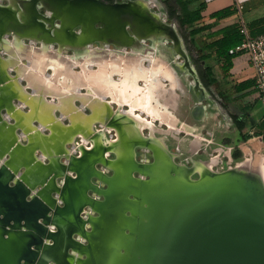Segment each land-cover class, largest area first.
Masks as SVG:
<instances>
[{
    "label": "bare ground",
    "instance_id": "obj_1",
    "mask_svg": "<svg viewBox=\"0 0 264 264\" xmlns=\"http://www.w3.org/2000/svg\"><path fill=\"white\" fill-rule=\"evenodd\" d=\"M10 1L11 3L9 6H3L0 4V13L11 17L17 23L23 22L22 25L26 27L25 33H20L17 30H14V32H16L20 37H25L26 34L29 33H35L37 39L39 38L38 40L41 41L45 46H49L51 43L59 44L58 52L66 50L68 47L71 48L70 46H82L85 44V42H89L87 45L95 42H101L102 45L109 43L118 47L129 46L127 44H120L117 42V39H114V36L116 37L118 34L116 32L119 30L122 32V36L126 40H131L134 35L141 37L142 31V33L146 35L141 38H152V33H155L157 36V39L155 40L159 42V40L164 36L163 33L165 31L163 29H167L169 37L174 38L177 43V47L178 44L180 45V42L183 45L181 38L179 37L174 26L168 25L163 19L160 18L159 14L150 10L151 6L147 3H141L139 1H127L116 4V8L118 9L107 10L105 7L98 4L96 0H77L74 2L71 0H42L41 3L48 8V18L44 17L45 21L51 23L49 15L53 16L52 13H55V24H57V21H60L61 24L59 23L57 27L59 28L60 26L62 28L58 29L56 27L55 30L57 31V39L59 42H44L40 40V38H42L46 33L49 35V31L45 30L42 23L41 26L38 24V21H36L39 19V16L37 15L34 8H32L33 13H28V10L25 11V6L20 4L19 1ZM20 6L22 9H24V11L21 10ZM20 14H22L21 18L19 17ZM147 14H149L151 17H149ZM33 15L35 18H32L34 17ZM153 20H156L161 28L156 27L155 21ZM98 23L100 24V27L96 28ZM128 25H131V27H128ZM67 28H71L73 31H75V33H83L78 36L74 32H67ZM77 28H80V30L77 31ZM170 30H172V32H169ZM9 32L10 31L8 28L0 30L1 44L4 38L3 36L5 34H9ZM48 39H50V36ZM33 47L34 45H32L29 49L30 52L33 50ZM1 48L2 47H0V53L6 51V49L4 50V48ZM34 51L37 52L35 47ZM45 53H47V51ZM42 60V57H39L40 64L42 63ZM6 62L8 63L6 68L0 64V68L6 75V79H4L3 83H1L0 88L2 89L3 87L5 88L7 86L12 90V88L9 86H11L12 82L16 81L8 74V71H17V67H15L17 64H13V61L10 62V60H6ZM87 63L88 62H86V64ZM59 65L60 71L64 70V72H69L70 70H73L64 64ZM53 69L56 71L58 69L57 65L53 66ZM21 70H23L22 66ZM193 70L196 74L194 68ZM31 71L33 74H37L36 70ZM83 76L85 78L84 73ZM194 77L197 81V85H200L197 74ZM19 80L21 79L19 78ZM35 80L36 78H34L31 83H35L36 85L38 82ZM79 80L81 79L79 78ZM70 82V80L68 82L65 81L64 77V88L68 89ZM73 82L79 84L81 81L78 82V80L73 79ZM134 82V80L129 82L128 80L123 81L124 86H122L118 91H114L116 96L123 97V95L128 92H138L139 88L136 87ZM88 88L91 90V103L102 99L105 104L103 108H105L109 113L107 122L102 124L103 130L101 133L97 135H91L89 131H83V129L88 126L86 125L87 123L83 117H80L79 110H76L74 101L79 99L85 103L86 100L84 102L82 95H77L79 92V89L77 88L76 91L69 92L70 95H67L68 97L65 99V101L63 99H59L60 103H64V108H66V110L62 112L66 115H71V124L67 127L62 126L60 120L55 118V116H52L56 121L52 122L53 120H45L44 122L47 123V127H50L53 135L50 136L49 139H47L46 136L43 137L41 143L36 142V146H41V149L43 146V148L46 150V154L43 155V160H46L47 158L49 161L48 164L59 168L62 172L61 175H54L56 181L54 188L50 189L48 194L39 196L38 190L40 188H37L38 185L36 182H39L41 179H43V174L42 169L40 168L42 160L38 158V155L35 156L34 159L36 163L33 165L32 169H34V167L36 168L33 170L34 174L31 175V180H22L18 191L12 192L11 189L3 188L0 184V236H3L6 239L9 238L5 237V233L9 232L7 228L3 226L5 223L11 224L12 227L16 228L27 227L30 231H18L25 233L20 234L21 241L18 242L17 239L15 240V242H17L15 243L16 249L28 254L31 251L32 246V251H34L37 248L39 249L41 245L45 243L51 249V251L52 249L59 248V250L56 251L52 257H48L50 264L55 262L52 260V258H55L57 261H59L58 264L120 263V256L118 253H120L122 247L125 244L126 247L128 246L127 242L129 243V241H127L125 238V231L127 226L133 224V221L131 220V222L130 218H128L126 214L131 206L125 199V196L133 190L131 182L136 184L139 182H146L145 178L141 180L136 179L134 172H140L144 177L148 174H152L154 179L153 181H161L165 179L166 176H171L172 173L176 171L181 175V178L187 182L192 180L191 175L193 172H198L201 179L203 180L219 172L213 168V162L195 160L194 165L191 167L178 164L176 162L177 155L168 148L166 139L163 136H158L157 133L160 130L158 129V126L155 125L154 120L144 117L140 112L137 111V108L133 103H131L129 107L124 108V102L120 101L119 99L117 100L119 107L115 109L112 107V101L105 95H99L90 87ZM199 91L202 92L201 90ZM32 97L34 96L28 95V98L31 101H34L35 98ZM36 100L37 101H34V103L37 104V106H35L33 109V116L29 120L30 125H32V120L37 119L40 114L45 115L47 113L46 109L48 103L45 101V98L42 100L37 98ZM3 106L0 103V125L4 124L7 131L6 133L9 135H14L18 143L23 146V143L20 141L21 137L7 124L6 119L9 120L8 117L6 118L2 115V108H4ZM53 106L56 105L52 104L50 108L53 109ZM7 107L5 106L4 109H7ZM40 107L42 108L40 109ZM93 107L94 110L100 109L96 106ZM14 108L17 109L18 107ZM201 111V109H198L197 113L199 114ZM49 114L52 115V110H49L48 115ZM93 116L95 117V115ZM21 117V121L26 119L25 115H22ZM74 120L75 122L83 121L78 126L79 132H77L75 130L76 128H74ZM87 121L91 123V120ZM29 124L28 122H25V125H22V127L25 129ZM34 127L36 126H33V128ZM36 129L39 130L38 128ZM107 131L116 133L115 139L107 140L105 138V133ZM145 131L148 132V135L145 134ZM26 133H24V137L29 136L28 133ZM78 134L79 137L83 138V143L79 144V148H77V155L76 153H73L71 156H69L70 151L66 147L68 144L73 143L72 141H69V138L73 137L76 139ZM8 139L9 136L7 134H3L2 137L0 136V140L3 143L8 142ZM89 139H92V144L89 143ZM1 141L0 145L2 144ZM35 141H37V139L33 138L30 141L31 143H29V146L32 147V143ZM63 146L65 148L63 155L57 154V150ZM137 146L149 149L152 151V153L154 152L157 158L156 163L152 165H147V163L146 165L138 163L135 159V148H137ZM110 153L116 155L115 160H111L108 157ZM64 158H67L70 162L76 165L74 169L76 170L77 175H68L67 168L70 162H66ZM11 159L12 155L10 154V150L6 154L4 160L0 159V177L3 176L7 170H10L12 179L16 178V172H14L12 168H9L8 166V163L11 161ZM249 163H251V160L231 166L226 170V174L230 173L243 178H253L256 180V182H258L260 187L264 189V160L261 161L257 167L252 166ZM99 164H103L105 166L104 168H108L109 170L113 169L114 176L112 175V177H109L106 174L107 172L100 170ZM95 165L98 166V170L95 169ZM24 166L27 170L26 172L24 171L22 173L29 178L27 171H30L31 166L27 162H24ZM62 175L67 179L66 181H63V184H60L59 178ZM93 176H100V178L103 179L101 182L103 185L106 184V181L109 182L110 190L107 191V187H100L101 185L99 186L93 180ZM33 182V186H30L29 183ZM90 189H94L98 194L104 192L107 195V201L98 198V194L92 195L89 192ZM55 192H58L59 195L56 196L54 194ZM28 197H31V199ZM61 197L63 200H65V204H60ZM87 206L93 208L94 210H100L102 212V216H95L92 211L88 210L89 207ZM2 214L4 217L1 216ZM12 220H14V224L11 223ZM22 220L26 221L25 225L21 224ZM88 226H93L94 230L91 231L88 229ZM79 231L81 232L79 233L81 236L83 234L85 238L90 240V244L88 246L87 243H83L80 239L75 237ZM47 234H49L50 237L48 239ZM45 238L47 239L46 242ZM51 238L54 240L52 241ZM71 247H73L72 253L69 251ZM91 250H93V254H91ZM83 253H87L89 257L85 259V257H82ZM37 256L38 253L35 251L34 256L29 254L28 259L31 264L37 262Z\"/></svg>",
    "mask_w": 264,
    "mask_h": 264
},
{
    "label": "water",
    "instance_id": "obj_2",
    "mask_svg": "<svg viewBox=\"0 0 264 264\" xmlns=\"http://www.w3.org/2000/svg\"><path fill=\"white\" fill-rule=\"evenodd\" d=\"M96 2L107 10L118 9L116 4H106L98 0ZM147 15L149 16V14ZM153 21H155L156 27L161 28L156 20ZM97 26L100 27V24L98 23ZM128 27H131V25H128ZM163 30L165 31L163 33L165 37L173 38L169 37L167 29ZM169 32H172V30ZM152 34V38L136 36L142 40L157 39L155 33ZM39 53L37 51V54ZM14 63H16V60H13ZM7 65L8 63L5 61L1 66L6 68ZM23 70H26V68L24 67ZM162 75L160 80L168 78L172 81V78L167 77L165 72ZM4 79H6V75L0 68V85ZM145 80L148 82V77ZM151 87L152 84L149 88ZM9 91L11 89L7 86L0 88V97L6 95L8 99L6 103L10 107L4 110L7 117L19 120L22 115H25L27 119H30L33 116V109L37 106L34 103L37 98L31 101L26 95L12 94V92L9 94ZM36 92L42 95L39 88ZM12 97L15 98V102L17 101L19 108L15 109L12 106ZM26 108H28V111H25ZM37 123L41 126L40 122ZM19 127L22 129V134L28 133L29 140L38 136L31 125L25 129L21 125ZM4 128V124H1L0 136L4 133ZM36 142L41 143L38 139ZM5 145H0L1 160L5 159L9 150L13 158L18 156L19 151L22 150L13 135H9V141ZM36 145L34 144L32 148L27 147L22 150L29 153L30 161L28 163H32V166L36 163L33 158ZM39 148L41 149V146ZM64 149L63 146L56 153L63 155ZM41 152V156L46 154L43 146ZM153 156V164H155L157 158L154 152ZM64 159L66 162H70L67 158ZM192 164L194 165V162ZM19 165L16 164L15 159L8 163L9 168H12L17 176L12 179L10 170H7L0 177V184L3 188L16 192L22 180H31V178L22 174L21 169L18 168ZM75 167L76 165L72 162L68 164V175H77ZM40 168L42 169L43 179L36 183L37 188H40L38 190L39 196H44L56 184L54 175H61L62 172L59 168L47 163H41ZM27 173L30 176V171ZM226 173V170L217 172V174L203 180L198 172H193L191 175L192 180L187 182L181 178L179 173L174 171L171 176H166L161 181H153L152 174H148L145 176L147 179L144 183L131 182L133 190L125 196V199L131 206L126 214L130 221H133V224L126 228L125 238L129 243L127 242L128 246L126 247L125 244L118 253L120 256L119 264H264V189L253 178H243ZM138 174L142 175L140 172ZM195 175H198L199 179L193 180ZM59 179L60 184H63V181H66L67 178L62 175ZM94 179L102 186L107 187V191L110 190L109 182L106 181V184L103 185L101 183L103 179L100 176H93ZM29 184L33 186L34 182ZM89 192L93 193L92 195L98 194L94 189H90ZM54 194L59 195L58 192ZM98 197L107 201V195L104 192L98 194ZM28 198L31 199V197ZM60 204H65L62 197L60 198ZM88 210L92 211L97 217L102 216L100 210H94L90 207ZM1 216L4 217L3 214ZM11 223L14 224V220ZM25 223L26 221L22 220L21 224L25 225ZM3 226L9 231L5 233V237L9 238L6 239L0 236V264H31L28 257L29 254L34 256V251L38 253V256L37 262L33 264H50L48 257H52L59 250L58 248L51 251L47 246L45 242L50 238L47 234L45 244L34 251H32V246L31 251L25 254L16 249L15 243L17 242L15 240L21 241L20 234L25 233L18 231L30 230L23 226V228L12 227L11 224L7 223ZM88 229L93 231L94 227L88 226ZM79 233L81 232H77L78 237L85 240L88 246L90 240ZM51 240L54 239L51 238ZM70 249L73 251V247ZM91 254H93V250H91ZM82 257L86 259L89 255L83 253ZM52 260L55 261L52 264H58L59 262L55 258H52Z\"/></svg>",
    "mask_w": 264,
    "mask_h": 264
},
{
    "label": "crops",
    "instance_id": "obj_3",
    "mask_svg": "<svg viewBox=\"0 0 264 264\" xmlns=\"http://www.w3.org/2000/svg\"><path fill=\"white\" fill-rule=\"evenodd\" d=\"M186 1H193L197 6H200V8L202 10L203 19L200 22V24L197 25V27L211 26V28H209V29L203 31L202 33L198 34L195 38H193V39L190 38V40H193V42L195 43L194 54L195 53L196 54L194 56L193 61L198 62V57H199V59H202L203 60L202 64L204 65V69L210 68L212 70V72L214 74L215 82H216L215 84L210 83V78H209V81H207L204 88L200 85L201 86L200 89L202 91L201 92L202 96L200 97V100H201V102H204L205 100L206 101L204 104H201V105L200 104H198L196 106L191 105V109L195 108V111H194L195 118L198 119L200 122H202V124L207 125L206 135L202 139L201 147L205 148L206 150L208 148H210V150L213 149V151L216 149H219V148L228 150L229 151L228 157H229L230 152L233 149V147L239 148V150H241L243 152L242 145L251 139V138L247 139L250 134H254V135L256 134V135H258L257 137L262 138L264 140V103L260 99L258 92L255 89V70L253 68L250 56L247 53L241 52L239 50V48L232 51V53L239 52V54L233 59V66L229 72V75L227 77H225L221 71L220 63L216 57H211L208 59L204 58V56L208 54V51H206V47L208 46V43L211 42V39H210L211 34L218 32L222 29H225L227 27H230L232 25H236L238 23L239 13H238L237 8H236L237 3H240L243 6V14L242 15H243V18H244L246 24L251 29V31L253 33H256V34L261 33L263 28H264V0H186ZM227 8L234 9L235 10L234 14H232L231 16H229L227 18L219 20V21H216L215 19L211 18L212 14H214L218 11L227 9ZM24 46L25 45L21 44V46L19 48L20 49L19 51H21L20 57L18 59L12 58V60H10V62H12L15 59L16 64H19V62H20L22 68L24 69V67H23L24 64L22 63L21 58H27L28 56L26 57V55H25V54H27V52L30 53L31 56H34V55L37 56V58H35V60L33 61V63H35V65H36V67L35 68L31 67V68L33 70H36V72H37V75H34L33 78H36L35 81L40 83L42 81L40 76H44L43 72H45L44 71L45 67H44L43 63L48 58L47 54L45 53L46 51L45 52L40 51V53H39L40 55H39V54H37V52L34 51V49L31 51L32 53L30 52V50H27V49H30L32 45H30V47L27 49ZM201 56H202V58H200ZM39 57H42V59H43V62L41 64L39 61ZM86 61L88 62L87 64H86ZM95 61H96L95 59L94 60H92V59L86 60L85 59V65L83 66L84 69L87 67L90 69V66H91L90 64L94 65L95 63H98ZM184 63H185V61L183 62V64ZM160 64H164V62L161 61ZM188 64L191 67V70H193V67H194L193 63L191 65L188 61ZM31 68H29V72H31L33 74V72L31 71ZM57 68H58V66H57ZM103 68H105V67H101L102 71H105L104 73H101V71L100 72L97 71V73L96 72L93 73L94 76L91 75L90 79H89V77H87L86 73L83 72L85 74V78L83 76V73H81V75H79V77H77L78 82L82 81V80H86L87 87H90L99 95H105L108 99H110L114 103L118 104V101H117L118 99L120 101L124 102V104L126 103L127 107L131 103H133L136 106L137 111H139L147 119H150L148 116H151L150 120H154V123L158 119L161 121L162 124L166 122V120L165 121L163 120V116L166 117L167 115H169V112L167 111L168 109L166 108L165 105H162V103L160 101L153 104L154 98H153V92L151 89H149L148 92L146 93L142 89L139 88L138 92H134V93L128 92V93L124 94L123 97L116 96L114 91H118L122 86H124V84H123V82L122 83L121 82L118 83L117 81L113 82L110 75H109L111 69L105 70ZM156 68H157L156 72L155 71L151 72L150 80H155L158 72H160V70H161L159 68V64ZM46 69L53 70L50 66V63H48ZM138 70H148V69L143 64H141L140 66L137 67L136 71H138ZM162 71H164L166 73L167 77L172 78V83L170 84L171 86L169 88L171 90H169V91H171V92L179 91L180 87H179V82H178L177 77H175L174 74L172 75V72L169 69L167 71V68H162ZM64 73H66V72H64ZM98 73H100V74H98ZM135 73L136 72H134V74ZM8 74L10 75L9 71H8ZM190 74L191 75L193 74L194 76L196 75L195 72L194 73L192 72ZM62 75L64 76V74H62ZM100 75H102V76H100ZM67 76L68 75H66L65 78ZM109 77H110V79L108 80ZM79 78L81 80H79ZM23 79H24V77H23ZM22 80H21V82H19L17 84V87L14 88L12 94H20L22 96L26 95L28 98L29 93L24 92V91L19 92V89L21 86L20 84L22 83ZM101 80H103V81H101ZM70 81L71 82H70L69 88L66 89L63 86L62 88H60V91L58 94V95L62 96V98L60 97V99H63L64 101L70 95L69 92H71V90H76L77 88L80 89V87L82 86V82L77 84L76 82L75 83L73 82V79H70ZM244 83H250L251 85L246 89L240 90V86ZM31 84L32 83L30 82V85ZM47 84L50 87L49 89H56L57 88V85L55 83H53L49 78H47ZM134 84L137 85V82H134ZM18 85H19V87H18ZM32 85L37 86V84L35 85V83ZM158 85L160 88L166 87L164 82H162L161 80L159 81ZM196 85H197V81L195 79V82H193L194 88L196 87ZM215 88H216V90H218V92L220 94H223L224 97L222 98L223 104L216 106V110L214 111V107H213L214 102L212 100V96H213V93L215 92ZM39 89L42 91L43 94L40 95L37 92L32 93L34 95V98L37 97V98H40L41 100L43 98H45V101H47L46 100L47 95L44 96L45 91H43L41 88H39ZM80 91H81V89H80ZM89 91H90V89L88 90V92ZM88 94H90V92ZM88 94H86V95L84 94V95L86 97H89ZM79 95H81V92H79ZM158 95H159V93H158ZM88 101H90V99ZM41 108L42 107H40V109ZM140 108H141V110H138ZM26 109H25V111H26ZM198 109L202 110L201 113H199V114L196 112ZM172 114L173 113H171V115ZM20 119H22V117ZM29 120L30 119H27V118L24 119L23 121L20 120V122H22V123H18V125L19 126L25 125V122H28V124H29ZM166 124L168 125V127H171L172 134L175 136H178V134L181 132V130L184 129L185 127L191 126L190 128H192L195 126V125H191L192 123L185 122V123H182V128H175L172 125V123L170 122V120H167ZM240 124H245V128L243 130L239 129L238 126ZM29 125H27L26 127H28ZM218 127H221L223 129L224 133H223V135L221 134V136H219ZM3 132H4L3 133L4 135L7 134L9 136V134L6 133L7 132L6 128H4ZM3 134L1 135V137L3 136ZM34 138L41 141L39 136L34 137ZM175 138L178 139L177 137H175ZM228 139H229V141H226ZM8 141H9V139H8ZM30 141L31 140H29V136L21 138V142H23V144H22L23 146H21V144H20L21 149L23 150V148H27V147L32 148L33 146L32 147L29 146L30 145L29 143H31ZM6 143L2 142V145H5ZM197 143L198 142H196V144ZM32 144L34 145L36 143L33 142ZM193 148L194 149H192V152L196 151L199 147L194 144ZM22 150L19 151L20 154L18 156L14 157V158L12 157V159L16 160V164H20L18 168H20L22 172H24V171L26 172L27 169H25L24 162L28 163L30 161L29 160V153L27 151H22ZM22 152H25V153H22ZM38 154L42 155V152H41V149L38 146H36V152H35L33 158L35 159V156H37ZM21 156L22 157L25 156V157L22 158ZM23 159H24V161H23ZM199 161L213 162V168L215 169V166L218 163V157H215L214 159H211V160H199ZM38 163H40V162H38ZM41 163H46V162L41 161ZM239 163H241V162H239ZM28 164H30V163H28ZM30 166H31V168H30V176H31L32 174H34V172H33L34 169H32V167H33L32 163L30 164ZM30 176H29V178H31ZM75 237L77 239H80L83 243H86L85 240H83L82 238H79L77 234ZM69 251L71 253L73 252L71 249H69Z\"/></svg>",
    "mask_w": 264,
    "mask_h": 264
},
{
    "label": "flooded vegetation",
    "instance_id": "obj_4",
    "mask_svg": "<svg viewBox=\"0 0 264 264\" xmlns=\"http://www.w3.org/2000/svg\"><path fill=\"white\" fill-rule=\"evenodd\" d=\"M17 1H19L20 4H23L26 7V8L24 7V9H25V11L28 10V13H33V9L32 8H34V10L36 11L37 15L39 16L38 17L39 19H37L36 21H38L39 25H41V23H42V25L44 26L45 30L49 31V35H48V33L44 34L43 37L40 38V40H42L44 42L45 41L46 42H53V41L59 42V40L57 39V31H55L57 25L59 24L58 21H57V24H55L56 14L52 13L53 16L49 15L51 23L45 21V18L46 17L48 18V8L42 5V3H41L42 0H17ZM36 1H38V3L35 4ZM71 1L74 2V1H77V0H71ZM98 1L104 2L106 4L107 3L108 4H118L119 3L118 0H98ZM126 1H134V0H125L124 2H126ZM30 2H32V3H30ZM10 3H11V1L8 0V4L7 5H3V6H9ZM34 4L37 5V6H35ZM39 5L42 6L46 10V14L45 15L39 14V8H38ZM24 9H22V7H21L22 11H24ZM0 15H1L0 16V22H1L0 23V30H3L4 28H8V30L10 31L9 34H5L3 36V37H5V39H7L10 36H13V34L17 35V33L14 32V30H17L20 33H25L26 27L24 25H22L23 22L17 23L14 19H12L11 17H9V16H7V15H5L3 13H0ZM19 17L21 18L22 14H20ZM169 17H170V15H169ZM32 18H35V16L32 17ZM36 18H37V16H36ZM42 20H44V21H42ZM53 21H54V23H53ZM96 28H98V26ZM58 29H62V28L59 26ZM66 31L70 32V33L71 32L75 33V31H73L71 28H67ZM77 31H79V29H77ZM81 33H83V32H81ZM81 33H75V34L79 36ZM116 33H118V34L116 35V37L114 36V39H117V42H119L120 44H127L130 47L129 46L118 47V46H115L114 44H109V43H106V45H102L101 42H95V43L87 45L89 42H87V43L85 42V44L82 45V46H78V47L70 46L72 49L68 47V49L62 50L61 52H58V49L56 51V50H54V48L55 47L58 48L59 44L51 43V45L45 46L46 48H43V43L38 40L39 38L37 39V36H36L35 33L26 34L25 37H20V36L17 35L20 38H26L23 41L19 40V39H15L16 42H19L20 44L25 45L24 47H26V49L29 48L30 45H34L35 46V50H37L39 52L41 50L44 51V52L47 51L46 54H47L48 58L43 63V65L45 67V70H44L45 72H43L44 76H40L42 81L40 83H38L37 86H34L32 84L30 85L31 86L30 89L32 90V93L33 92L36 93L38 88H41L43 91H45L44 92V96L47 95V99H46L47 103H48V106H47V109H46L47 113L45 115L44 114L43 115L42 114L39 115L40 117L41 116L42 117L45 116L44 118L41 117V119L43 121H45V120H50V121L53 120L52 122L56 121L53 117L52 118L50 117V116H53V113H52V115L51 114L48 115L49 110H52L50 108V106L52 104L58 106V108L61 109L62 111L66 110V108H64V103L61 104L60 100H59V98L60 97L62 98V96L58 95L59 91H60V88H62L64 86L63 85L64 76L68 75L67 76L68 79L65 80L67 82L70 79H77V77H79V73L76 72L75 68H77L78 65H80V63H82L84 59L89 60V58L92 59V60L95 59L96 60L95 62H98V63H95V65L91 66V68L95 67L96 64L97 65L100 64L101 66H104L106 69H111L110 72H111V74L113 75L114 79L117 82H121V81L123 82L125 80L126 81L128 80V82H129V79L131 78L130 77L131 72L132 73L136 72L133 76L135 77L134 80L137 82V86L139 88H142V90L144 92H146V93L148 92L149 89L152 90L153 98H154L153 99V101H154L153 104L158 102V98H157L158 93L162 92V89H163V92H164V89H165L164 99L162 101H163L164 104L167 105V100H168V98H167V93L168 92L167 91L170 90L169 88L171 86L170 84L172 83V81L170 79H168V78H165V80L163 79L164 81L163 80H161V81L164 82L166 87H164V88H160L159 87L158 83H159V81L161 79V76H162V74L164 72L162 70L160 72H158L157 77L155 78V80H150L151 72H154L153 68H155L156 64H159V61L154 59L155 56H156V49L154 48V46L155 47H160L165 53H167L171 57V59H170L171 61H168V62L171 65V69H172L173 74L175 75V77H177V79L179 81L180 87L184 84V83H182L183 81L181 80V77H180L182 74H185V75H187L188 77H190L192 79V81L190 83V86H189V91L191 92V94L196 99V103L197 104L195 103V106L198 105V104L201 105V104L205 103L206 100L204 102H201V100H200V97L202 96V94H201V92L199 90H201L200 89L201 86L204 88V86L206 85L207 81H209V76L207 75L206 68L204 69V65L202 64L203 63L202 59H199V57H198V62L193 61L194 56L196 54V53L194 54V51H195V46L194 45H195V43L193 42V40H190V39L187 40V38H182L181 37V41H182L183 45L180 42V45L178 44V47H177L176 41L174 39H171V38H169L170 40L168 42L165 39L162 38V39L159 40L160 43L157 44V40H155V39H152V40H150V39L140 40L137 36L134 35L131 38V40H126L125 38H123L122 32L120 30L118 32H116ZM145 35L146 34L142 33V31H141V37H143ZM49 36H50V39H48ZM24 41H27L28 43H26ZM146 41H150L153 44V47L152 46H148V47L144 48V45H146ZM169 42L171 43L170 46L167 45V43H169ZM2 43H4V42H2ZM138 43H139V45H137ZM96 44L98 46H95ZM1 45H4V44H1V41H0V47H1ZM111 46L115 47L119 51L112 50ZM165 47H171L173 49H168L169 51H167ZM133 48L134 49L143 48V52H136V53L129 52V50L133 49ZM32 49H34V48H32ZM75 49H78V50H75ZM79 49H86L88 51V54L84 55L85 57L78 58L77 61L72 60L71 58H69L66 55L68 53L67 50L83 51V50H79ZM9 50H10V54L14 53V50L12 48L9 49ZM27 50H29V49H27ZM171 51H173V53H170ZM3 54H4V52L0 53V64L4 63L6 61L3 58ZM25 55H26V57L28 56L27 58H25V60L27 62V66L23 65L26 68V70H24L25 72H23V74L21 73V75L25 78V81L29 82V84H30L32 79H34L33 78L34 75H37V74H32L31 72H29V68H31V67L35 68L36 67V65H35V63H33V61L35 60V58H37V56H35V55L31 56V54H28V52ZM200 58H202V56ZM184 61H185V63L181 66V63L184 62ZM188 61L190 62L191 65L193 63V65H194L193 68L196 71L197 78H198L201 86L198 84L194 88L193 82H195V77L192 76L191 74H188V72L189 73H192V72L194 73V71L191 70V67L188 64ZM42 62H43V60H42ZM48 63H50V66H51L52 69H53V66H55L54 64H56L58 66V69H60V65L59 64H64L65 66H67L69 68H72L73 70H70V72L64 73V70L60 71V70L57 69V71L54 72L53 71L54 69L53 70L46 69ZM141 64H143L148 70H138V71H136L137 67L140 66ZM15 67H17V71L21 70L20 62ZM31 70H33V69L31 68ZM185 70L186 71L188 70V72H186ZM15 71L16 70H11L10 72H15ZM62 74H64V76ZM59 75L63 76V77H60V79L63 78L62 83H60V81L58 80ZM23 77L20 78V79L22 80ZM46 77L49 78L53 83H55L57 85L56 89H49L50 87L47 84V78ZM146 77H148V79H149L148 82L145 80ZM13 79L16 82H12L11 80H9V81L12 82L11 86H9L10 88L17 87V83L21 82V80H19V77H18V79L17 78L16 79L13 78ZM151 84H152V87L149 88V86H151ZM74 91H76V90H71V92H74ZM11 92L13 93L12 90H11ZM79 92H81L80 89H79ZM79 92L77 94L78 96H79ZM169 92H171V91H169ZM8 93H10V91ZM30 95H32V94H30ZM81 95H82L83 101L85 102V100H86V102L83 103L81 100L76 99L74 101L75 102L74 106L78 107V105L81 104L80 108H82L83 105H84V107H85V108H83L84 111H85V109L86 110L88 109L92 113V115H91V113L85 114L83 110L81 111V110L78 109L79 112H80L79 113L80 117H83V119L87 123L86 125L88 126V127H85L83 129V131H85V132L89 131L91 133V135L100 134L101 131H95V129H94L95 125H97V126L101 125L102 126V124L107 122V120L109 118V113L106 111L105 108H103L105 106L104 101L102 99H100L98 101H94L93 103H91V99H92L91 98V92H90V94H88L89 97H86L82 93H81ZM75 97H77V96H75ZM223 97H224L223 94H220L218 92V90H216V88H215V92L213 93V96H212V100L214 102V104H213L214 111L216 110V106H219V105L223 104V100H222ZM32 98H34V97H32ZM89 99H90V101H88ZM52 100L55 101V102H52ZM113 103L114 102H112V104ZM93 106H96V107H98L100 109L94 110ZM112 107L117 109L119 106H118L117 103H114V105H112ZM124 107L125 108L127 107L126 103H125ZM168 108H170V107L168 106ZM138 110H141V109H138ZM194 111H195V108H194ZM194 111L190 107V118H191L190 121H187L185 119H180V123L181 124L185 123V122H188V123L190 122L191 123L193 121L200 122L198 119L195 118ZM61 115H62V113H61ZM82 115H86V116H82ZM93 115H95V117ZM68 116L70 117L71 115H68ZM172 116L174 117L175 121L179 119L178 116L175 113H173ZM63 117H64V115H63ZM148 117L151 119V116H148ZM55 118H57L56 115H55ZM87 120H91V123H89ZM163 120H167V119L163 118ZM73 122H75V120ZM81 122H83V121H77V122L73 123V124H75L74 128H76L75 130L77 132H79L78 126H79V124ZM156 123L160 127L161 126H167L166 124H162L159 119L156 121ZM115 136H116V133H115V135L114 134L109 135L108 133H105V138L107 140H113V139H115ZM69 139H70L69 141L75 142L74 140H76V142H79V143H81L82 140H83L82 137H79V134H78L76 139L73 138V137L69 138ZM89 140H90L89 143L92 144V139H89ZM171 140L172 141H176V138H174L171 135H169V138L166 139V144L168 145V148L170 150H172L174 148L173 145H171ZM226 141H229V139L226 140ZM72 145H74V144H72ZM77 148H79V145H78ZM192 149H194L193 145H190L188 147V150H183L182 146H180V145L175 147V152L174 153L177 155L176 162L178 164L187 165V166L191 167L193 165L192 163L195 160H202V159L203 160H208V156H210V154H211V153H207V150L205 148H202V147H199L197 150L195 149L196 151H194V152H192ZM236 152H241L242 153V151L239 150V148H234L233 147V149L230 152V156L227 158V160H225V161H222V160L220 161L219 160L218 164L215 166V170L219 171V172H222V171H225V170L229 169L231 166H234L237 163L241 162V160L238 162L235 159L234 154ZM71 154H73V153L70 152L69 156H71ZM76 154H77V152H76ZM78 154H80V153H78ZM74 156H75V154H74ZM108 157L111 160H115L116 159V155L113 154V153H110ZM224 157H225V155H224ZM242 158H243V154H242ZM135 159H136V161L138 163L143 164V165H146V163H147V165H152L154 163V156H153L152 151L149 150V149H146V148L138 147V146H137V148H135ZM101 165L99 164L100 170L107 172L106 174L109 177H112V175L114 176V170L113 169H110L111 170L110 171L108 168H104L105 166L103 164H101ZM94 167H95L96 170H98V166L95 165ZM137 173L138 172H134V176L136 177V179H138V180L139 179L141 180V179H144V178H145V180L147 179L143 175H140V174L137 175ZM197 179H199V176L195 175L193 177V180H197ZM94 181L99 186L101 185L100 187L105 188L104 186H102V184L98 183L97 180L94 179ZM91 194H93V193H91Z\"/></svg>",
    "mask_w": 264,
    "mask_h": 264
},
{
    "label": "rangeland",
    "instance_id": "obj_5",
    "mask_svg": "<svg viewBox=\"0 0 264 264\" xmlns=\"http://www.w3.org/2000/svg\"><path fill=\"white\" fill-rule=\"evenodd\" d=\"M124 1L125 0H118L119 3H124ZM134 1H139L141 3H147L148 5H150L151 6L150 10H152L154 13L159 14L160 17L168 25L174 26V28L177 30V33H178L179 37L187 38V40L191 38L190 35H189V29L187 27H185V26L184 27L181 26V22H180L181 21L180 20L181 11H180V9H179V7H178V5H177L175 0H134ZM0 4L7 5L8 4V0H0ZM38 8H39V14H41V15H45L46 14V10L42 6L39 5ZM170 10H171V12H175L174 18H170L169 17ZM58 22L61 24L60 21H58ZM77 29L80 30V28H77ZM13 36L8 37L7 39H5V37L3 38L4 43H2V44H4V45H1V47H2L1 49H3V48H4V50L6 49V51L3 54V58L5 60H11L12 58H17L18 59L20 57V55H21V51H19L20 50L19 48H20L21 44L19 42H16L15 39H19V40H22V41L24 39H20L19 37L15 36V35H13ZM163 39H165L167 42L170 40L168 37H165V36L163 37ZM24 42L28 43L27 41H24ZM139 43L137 45H139ZM159 43L160 42L157 41V44H159ZM167 45L170 46L171 43L169 42V43H167ZM95 46H98V45L96 44ZM148 46H152L153 47V44L150 41H146V45H144V48L148 47ZM11 48L14 49V53L13 54H10V50L9 49H11ZM43 48H46L44 44H43ZM111 48L114 51H119L113 46H111ZM154 48L156 49V56H155L154 59L159 61V68L161 70H162V68H167V71H168V69L172 70L170 63L168 62V61H171L170 60L171 57L167 53H165L160 47H155L154 46ZM165 48H166L167 51H169L168 49H173L171 47H165ZM57 49H58L57 47L54 48V50H56V51H57ZM75 50H78V49H75ZM75 50H67L68 53L66 54L69 58H71L74 61H77L78 58L85 57L84 55L88 54V51L86 49H79V50H83V51H75ZM129 52H132V53L143 52V48H137V49L133 48V49H130ZM170 53H173V51H171ZM21 61H22V63L25 66H27V62H26L25 58H21ZM161 61H163L164 64H160ZM182 64H183V62L181 63V65ZM84 65H85V59L83 60V62L80 65H78L77 68H75L76 72L79 73V75H81V73L84 72V73L87 74V77H89V79H90L91 75L93 73L97 72V71L98 72L101 71V73H104V71L100 70L101 67H104V66H101L100 64H98V65L96 64V66L92 67V68H91V66H93V64H90L91 65L90 69L88 67L86 69H83ZM103 69L107 70L106 68H103ZM153 69H154L155 72L157 71V68L156 69L153 68ZM23 72H25V71L24 70H19V71H15V72H10V75H11L12 78H18V77L22 78L23 76L21 75V73L23 74ZM186 72H188V70ZM188 74H190V73L188 72ZM109 75H110V77H111L113 82L116 81L114 79L113 75L111 74V72H110ZM133 75H134V73L131 72V75H130L131 78L129 79V81H133L135 79V77ZM60 77H63V76L59 75V77H58V80L60 81V83H62L63 78L60 79ZM110 77H109V79H110ZM180 77H181V80L183 81L182 83H184L183 84L184 86L182 85L180 87V85H179L180 90L177 91V92H169V91H167L168 92L167 93V98H168L167 105L170 108H168V106L166 104H164L163 101H162L164 99L165 89H164V92H163V89H162V92H160L159 95L157 96L158 101H160L162 103V105H165L166 108L168 109L167 111L169 112V115H167L166 117L163 116V118H165L167 120H170V122L172 123V125L175 128H182V124L180 123V119H185L187 121H190V119H191L190 118V107H191V105H195V103H196L195 97L189 91V86H190V83H191L192 79L190 77H188L187 75H185V74H182ZM66 79H68V78L66 77L65 80ZM76 80H78V79H76ZM81 82H82V86L80 87L81 93L86 95V94L89 93L88 92V87L86 85L87 82H86V80H82ZM20 85L21 86H20L19 92L20 91H24V92L29 93L28 95L32 94V90L30 89L31 86H30L29 82L25 81V78L22 80V83ZM13 90L14 89L12 88V91ZM6 102H8V99H7L6 95H3L2 97H0V103L2 104V106L4 105L3 106L4 108H5V106L7 107V103ZM52 102H55V101L52 100ZM11 104H12V106H14L16 108L18 107L17 101L15 102V98H13V97H12V100H11ZM53 107H54L52 109L53 116L56 115L57 119L60 120V122L62 123V126H66V127L69 126L71 124L70 117L68 115H66L65 113H63L64 111L62 112V110L59 109L58 106H53ZM75 107H76V110L79 109L81 111L82 110L84 111L83 108H85L84 105H83L82 108H80L81 104H79L78 107L77 106H75ZM4 108H2V115L7 118L6 111H4L6 109H4ZM27 110H28V108L26 109V111ZM193 111H194V108H193ZM61 113H62V115H61ZM84 113L85 114H89L91 112H90V110H88V109L86 110L85 109ZM171 113H175L179 117V119L175 121L174 117L172 116L173 114L171 115ZM63 115H64V117H63ZM50 117H52V116H50ZM20 120H21L20 118H19V120L18 119L15 120L14 118H11L9 120L6 119L7 124L12 128V130L14 129V131H16V133L21 138H24V136H23L24 134H22V129H20L19 125L17 124V123H20ZM35 120H32V125L36 126L34 128H35L37 134L39 135L40 140L42 141V138L45 137V136H46L47 139H49V137L53 135L52 134V130L50 129V127H47V123L44 122L41 119L40 116H38L37 119H35ZM167 120H166V122H167ZM37 122H40L41 126ZM166 122L163 123V124H166ZM191 123H192L191 125H195V126L192 127V128H190L191 126L190 127L187 126L184 129H182V131L178 134V136H175V135L172 134L171 127H167L168 126L167 124H166L167 126H161L160 127L155 122L156 126H158V129L160 130L157 133L158 136H163L165 139L169 138V135H171L172 137L175 136V137L178 138V139H176V141H172L171 140V145H173V147H174L172 149V152H175V147H177L178 145L182 146L183 150H188V147L190 145H194V144L197 145L198 147H201L202 139L206 135L207 125L206 124H202V122H195V121H193ZM36 128H38L39 130H37ZM46 129H48V130H46ZM94 129H95V131H102L103 127L101 125H98V126L95 125ZM106 133H108L109 135H112V134L115 135V133L111 132V131H107ZM218 133H219V136H221V134L223 135L224 132H223V129L221 127H218ZM145 134L148 135V132L145 131ZM21 138H20V141H21ZM74 141L75 142L72 143L74 145L70 144V145H68L66 147L72 153H76L78 145L83 143V140H82L81 143L76 142V140H74ZM196 142H198V143L196 144ZM248 146L249 145H247L246 142H245V144L242 145L243 159L241 160V162H246L247 160H251V163H249V164H251L252 166L257 167L259 165V163L264 160V147H262V145L258 143V150L256 152H252V154H251L249 149H248L249 148ZM207 153H211L210 156H208V160H211V159H214L215 157H218V161L219 160L220 161L221 160L222 161L227 160L228 155H229V151L225 150V149H222V148L216 149L214 151H213V149L210 150V148H208L207 149ZM224 154L226 155L225 157H224ZM249 155H252V158ZM38 158L41 159L43 162H46L47 164L49 163L47 158H46V160L45 159L43 160V156H41L40 154H38ZM59 183H60V180H59Z\"/></svg>",
    "mask_w": 264,
    "mask_h": 264
},
{
    "label": "trees",
    "instance_id": "obj_6",
    "mask_svg": "<svg viewBox=\"0 0 264 264\" xmlns=\"http://www.w3.org/2000/svg\"><path fill=\"white\" fill-rule=\"evenodd\" d=\"M175 1L181 11V26H185L189 29V35L192 39L203 31L211 28V26L197 27V25L200 24L203 19L200 6H197L193 1ZM234 11V9L227 8L212 14L211 18L219 21L231 16L232 14H234ZM169 15L170 18H174L175 12H171L170 10ZM251 34L253 36L262 35L264 34V28L259 34L253 33L252 31ZM210 39L211 42H209L208 46L206 47V51H208V54L205 55L204 58L208 59L211 57H216L220 63V68L223 75L227 77L233 66V59L239 54V52L232 53V51L238 49L242 45V43L244 42V36L241 34L239 26L236 24L211 34ZM206 72L210 78V83H215V78L212 70L210 68H207ZM250 85V83H244L240 86V90L246 89ZM238 127L240 130H243L245 128V124H240ZM257 136L258 135L256 134H250L247 139ZM234 157L238 162L243 159L241 152H236L234 154Z\"/></svg>",
    "mask_w": 264,
    "mask_h": 264
},
{
    "label": "built area",
    "instance_id": "obj_7",
    "mask_svg": "<svg viewBox=\"0 0 264 264\" xmlns=\"http://www.w3.org/2000/svg\"><path fill=\"white\" fill-rule=\"evenodd\" d=\"M236 8L239 13L237 25L239 26L241 34L244 36V42L239 47V50L250 56L255 70V89L264 103V34L253 36L243 18V6L237 3ZM258 143L264 147V140L259 137H253L246 142V144L249 145L248 149L251 154L258 150ZM249 156L252 158V155Z\"/></svg>",
    "mask_w": 264,
    "mask_h": 264
}]
</instances>
